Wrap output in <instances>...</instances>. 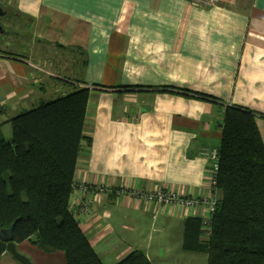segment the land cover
Returning <instances> with one entry per match:
<instances>
[{
  "label": "crops",
  "instance_id": "obj_1",
  "mask_svg": "<svg viewBox=\"0 0 264 264\" xmlns=\"http://www.w3.org/2000/svg\"><path fill=\"white\" fill-rule=\"evenodd\" d=\"M15 1L0 31L3 136L12 137V118L90 88L91 146L75 181L107 190L75 192L71 208L91 245L103 264L134 251L152 264H196L183 241L204 206L183 210L117 189L208 195L212 166L201 150L219 149L227 107L253 112L264 142V0ZM15 242L32 264H66L62 251ZM0 264L21 263L4 251Z\"/></svg>",
  "mask_w": 264,
  "mask_h": 264
},
{
  "label": "trees",
  "instance_id": "obj_2",
  "mask_svg": "<svg viewBox=\"0 0 264 264\" xmlns=\"http://www.w3.org/2000/svg\"><path fill=\"white\" fill-rule=\"evenodd\" d=\"M90 96L83 87L12 118L10 139L0 129V230L64 252L66 264H103L71 208L78 159L91 146ZM223 120L212 232L188 218L183 248L206 252L207 264H264V142L253 112L227 107ZM117 264L152 263L134 251Z\"/></svg>",
  "mask_w": 264,
  "mask_h": 264
},
{
  "label": "built area",
  "instance_id": "obj_3",
  "mask_svg": "<svg viewBox=\"0 0 264 264\" xmlns=\"http://www.w3.org/2000/svg\"><path fill=\"white\" fill-rule=\"evenodd\" d=\"M206 4H212L215 0H195L193 3L199 4L201 2ZM201 154L206 156L212 166L209 188L210 192L205 196H194L192 194L186 195L177 191L167 190L164 188H158L153 190L147 189H134L130 187H120L117 189L118 195L130 194L137 200L155 202L161 205L177 206L185 210L186 208H197L199 206H204L205 212L203 218V234L204 237L211 235V216L216 208L217 202L219 200L220 191L218 187V172H219V149L218 148H207L204 147L201 150ZM106 188L103 185H89L84 183L76 182L74 185L75 192L86 194L88 192H98L104 191ZM107 190V189H106ZM83 209L85 212L90 210V202L85 201L83 203Z\"/></svg>",
  "mask_w": 264,
  "mask_h": 264
},
{
  "label": "water",
  "instance_id": "obj_4",
  "mask_svg": "<svg viewBox=\"0 0 264 264\" xmlns=\"http://www.w3.org/2000/svg\"><path fill=\"white\" fill-rule=\"evenodd\" d=\"M4 14L0 6V15ZM3 25L0 23V31H3ZM10 252L21 264H32L31 259L18 251L13 235V226L0 230V255L4 252Z\"/></svg>",
  "mask_w": 264,
  "mask_h": 264
},
{
  "label": "rangeland",
  "instance_id": "obj_5",
  "mask_svg": "<svg viewBox=\"0 0 264 264\" xmlns=\"http://www.w3.org/2000/svg\"><path fill=\"white\" fill-rule=\"evenodd\" d=\"M0 4L3 5V8L6 9L8 14L10 15L9 18L4 17L3 18L4 22H1L3 24V26H5V23H6V25H7L6 27H8L7 21L12 20L13 19L12 17L16 13V9H13V8H16V1L15 0H0ZM24 30H25V28H24ZM24 33H27V32H24ZM12 49L13 48H8V51H11ZM173 241L175 242V240H173ZM175 256L179 257L178 254H175ZM194 256H195V260H196L195 263L196 264H206V262H207V253L206 252H195ZM178 260H181V258ZM177 264H186V263H183V259H182Z\"/></svg>",
  "mask_w": 264,
  "mask_h": 264
},
{
  "label": "flooded vegetation",
  "instance_id": "obj_6",
  "mask_svg": "<svg viewBox=\"0 0 264 264\" xmlns=\"http://www.w3.org/2000/svg\"><path fill=\"white\" fill-rule=\"evenodd\" d=\"M0 6H1V4H0ZM3 18L4 17H2L1 15H0V23L3 21ZM2 24V23H1Z\"/></svg>",
  "mask_w": 264,
  "mask_h": 264
}]
</instances>
